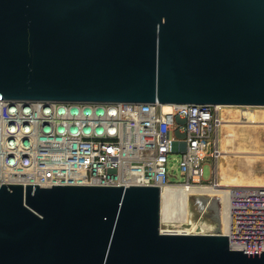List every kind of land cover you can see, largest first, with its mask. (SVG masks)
<instances>
[{"label":"water","instance_id":"95a60500","mask_svg":"<svg viewBox=\"0 0 264 264\" xmlns=\"http://www.w3.org/2000/svg\"><path fill=\"white\" fill-rule=\"evenodd\" d=\"M0 98L264 106V0H0ZM156 185L0 183V264H264L165 232Z\"/></svg>","mask_w":264,"mask_h":264},{"label":"built area","instance_id":"2783aa9c","mask_svg":"<svg viewBox=\"0 0 264 264\" xmlns=\"http://www.w3.org/2000/svg\"><path fill=\"white\" fill-rule=\"evenodd\" d=\"M223 107L211 103L63 102L0 98V183L211 185ZM179 154L184 181L172 182ZM209 160L212 178L204 181ZM233 249L264 250V185L230 187ZM223 232V231H222ZM224 233V232H223Z\"/></svg>","mask_w":264,"mask_h":264},{"label":"rangeland","instance_id":"374dc122","mask_svg":"<svg viewBox=\"0 0 264 264\" xmlns=\"http://www.w3.org/2000/svg\"><path fill=\"white\" fill-rule=\"evenodd\" d=\"M223 112L224 115L227 116V119H230V117L236 120L247 118V120L249 121L240 122L241 124L245 123L246 126L239 125L240 123L238 124L237 122L236 123L232 122L231 125H222L223 127H221V130L223 134L222 133L220 134L221 135L220 152L223 153L224 155L225 154L231 155L230 158L233 159L235 162H237V159L238 161L239 160L241 161L242 164L241 166L243 167L238 166L237 170L241 168H246L249 171L253 170V172L258 173V175L260 176H264V155H263L264 141L261 142L262 144H258L260 147L254 149L256 151H252V153L249 154L248 157L246 153H239L242 152L241 150L238 149L239 144L242 143L241 139L238 138L237 144H234L236 140L233 138L234 136H230L232 131H236L241 135L240 132L241 129L243 128L244 129L242 131H244L243 134L245 135V137L246 135L250 137L251 135L254 134L257 136L258 135L262 136L264 134V114L261 113H264V106H247V105L224 106ZM253 118L256 119L257 122L256 121L253 122L254 121ZM247 128H250V130H248ZM241 137L243 136L241 135ZM243 142L244 143L242 145L246 144L248 148L247 141L243 140ZM179 157H180L179 154H174L173 156L170 157V165L173 166L175 170V173L172 174L170 178L172 182L184 181V177L179 171V166H178ZM221 157H219V159ZM247 161L248 163H246V166L250 165L251 167L249 166H247L248 168L245 167V162ZM239 163L240 162H238L237 164ZM211 178H212L211 165L209 163V160H207L204 163L203 180L210 181ZM217 180L219 182L225 181L226 183H228L227 179L224 177L221 179L220 175ZM229 181L235 182L233 179ZM231 184H237V183H231ZM226 189H221L219 191L216 190L212 191L209 188V186H207L206 188L173 187L172 189L163 192L162 205H161V224H160L161 230L165 232L212 233L215 232L218 227L217 226L218 221L216 218L219 217H220L221 225L223 224V226L225 227L226 211H227V198L225 195Z\"/></svg>","mask_w":264,"mask_h":264},{"label":"bare ground","instance_id":"6f19581e","mask_svg":"<svg viewBox=\"0 0 264 264\" xmlns=\"http://www.w3.org/2000/svg\"><path fill=\"white\" fill-rule=\"evenodd\" d=\"M164 106H165V109L166 110H169L170 109V104H164ZM222 106H234V105H222ZM240 106H242V105H240ZM225 109V108H224ZM261 114H264V113H261ZM222 121H224V123H223V125H231V123L233 122V123H240L241 121H249V120H247V118L246 119H232L231 117H230V119H227V116H225L224 114L222 115ZM261 118V117H260ZM259 118V119H260ZM253 122H255L256 121V119H254L253 118ZM258 120V119H257ZM251 121V120H250ZM261 121H262V119H261ZM242 122V123H243ZM257 122V121H256ZM259 122V121H258ZM227 123V124H226ZM249 124H250V122H249ZM239 125H245L246 126V124L244 123V124H239ZM223 127V126H222ZM248 130H250V128H247ZM246 132H247V130H246ZM250 133V132H249ZM252 134H254V133H252ZM240 134L239 133H237L236 131H232L231 132V135L230 136H234L233 138L236 140L237 139V137L239 136ZM264 135V134H263ZM257 136V135H251L250 137L249 136H247L246 135V137H245V135L244 134H242V136L244 137H241V135L239 136V139H241V141H242V144L244 143L243 142V140H246L247 141V143H248V148H247V146H244V145H241V148H246L247 150L249 149V150H251V151H256V150H254V149H256L257 147H260L258 144H262L261 142L262 141H264V136ZM231 139V138H230ZM264 146V145H263ZM227 149V148H226ZM246 149H244L243 151H246ZM239 152V151H238ZM239 153H242V152H239ZM264 155V154H263ZM262 156V155H261ZM249 157V156H248ZM220 160V159H219ZM240 161V160H239ZM244 162V161H243ZM250 162V161H249ZM252 162V161H251ZM246 163H248V161L247 162H245V167H247V166H249V167H251L250 165H247L246 166ZM255 163V162H254ZM222 164V163H221ZM242 164H241V161H240V163L238 164V166L239 167H243V166H241ZM243 165H244V163H243ZM256 166V165H255ZM248 168V167H247ZM241 169H243V170H246V168L244 169V168H241ZM248 170V169H247ZM239 171V170H238ZM249 171V170H248ZM251 173H256V172H253V170H251L250 171ZM242 174V173H241ZM263 174V173H262ZM257 177V176H256ZM258 178V177H257ZM264 178V177H263ZM218 181V180H217ZM224 181V180H223ZM228 181V183H226L225 181L224 182H217V183H214V184H211V185H188V184H184V185H178V184H174V185H171V186H169V187H167V188H164L163 190H162V193L163 192H165V191H167V190H169V189H172L173 187H181V188H206L207 186H209V188L212 190V191H219V190H221V189H226V191H225V195H226V198H227V211H226V223H225V227L223 226V224L221 225V228H222V231L224 232V233H226L227 231H228V215H229V203H230V198H229V195H230V190H231V188L230 187H232V185H234V184H231V183H237V184H251V185H264V180L263 181H259V183L256 181V180H250V181H247L246 183H244V181L242 180V178H239V179H237L235 182H233V181H229V180H227ZM243 182V183H242ZM223 187V188H222ZM169 204V203H168ZM198 225V224H197ZM196 227V226H195ZM198 227V226H197ZM199 228V227H198ZM194 231V230H193ZM201 231H202V228H201ZM199 233V232H198Z\"/></svg>","mask_w":264,"mask_h":264},{"label":"crops","instance_id":"0c3cea01","mask_svg":"<svg viewBox=\"0 0 264 264\" xmlns=\"http://www.w3.org/2000/svg\"><path fill=\"white\" fill-rule=\"evenodd\" d=\"M243 129H241V132H240L241 135L244 132V131H242ZM221 133H222V130H221L220 134ZM239 136L237 137V139L239 138ZM237 139H236V141H235L234 144H237ZM240 145H242V143L239 144V148L238 149L241 150L242 153H246L248 156H249V154L252 153L251 150H249V149L247 150L246 148H244V149H246V151H243L244 149L241 148ZM244 145L247 146L246 144H244ZM230 156L231 155H228V154H225L224 155L223 154L222 157L220 158V160H218L219 175H220V178L221 179L224 177L227 180L233 179L234 181H236L237 178H242V180L244 181V183H246L247 181H250V180H256L259 183V181H263L264 180V178H263L264 176H260V175H258V173H251L247 169L246 170L239 169V171H238L237 170L238 169L237 168L238 167V164L237 163L240 162V161H238V159H237V162H235L233 159L230 158ZM235 156H238V155H235ZM231 177H234V178H231Z\"/></svg>","mask_w":264,"mask_h":264}]
</instances>
